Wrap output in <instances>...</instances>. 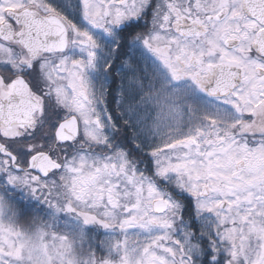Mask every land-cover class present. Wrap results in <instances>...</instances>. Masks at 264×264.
<instances>
[{"label":"snow or ice","instance_id":"1","mask_svg":"<svg viewBox=\"0 0 264 264\" xmlns=\"http://www.w3.org/2000/svg\"><path fill=\"white\" fill-rule=\"evenodd\" d=\"M0 264H264V0H0Z\"/></svg>","mask_w":264,"mask_h":264}]
</instances>
